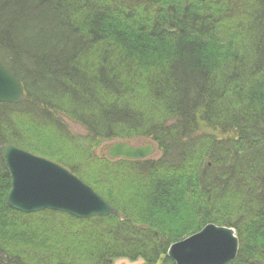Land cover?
<instances>
[{
    "label": "trees",
    "instance_id": "1",
    "mask_svg": "<svg viewBox=\"0 0 264 264\" xmlns=\"http://www.w3.org/2000/svg\"><path fill=\"white\" fill-rule=\"evenodd\" d=\"M0 64L24 90L0 103V145L117 209H13L0 155V264H175L170 244L207 223L236 232L225 264H264V0H0ZM135 138L160 154L92 151Z\"/></svg>",
    "mask_w": 264,
    "mask_h": 264
},
{
    "label": "water",
    "instance_id": "2",
    "mask_svg": "<svg viewBox=\"0 0 264 264\" xmlns=\"http://www.w3.org/2000/svg\"><path fill=\"white\" fill-rule=\"evenodd\" d=\"M23 89L19 78L0 64V103H20ZM152 143L129 145L126 141L108 144L109 160L142 159L155 151ZM11 178L7 204L24 213L42 209L65 212L81 219L115 214L109 202L70 173L61 164L37 156L12 144L0 145ZM238 242L232 228L209 223L169 247L167 256L175 264H225L237 255Z\"/></svg>",
    "mask_w": 264,
    "mask_h": 264
},
{
    "label": "rangeland",
    "instance_id": "3",
    "mask_svg": "<svg viewBox=\"0 0 264 264\" xmlns=\"http://www.w3.org/2000/svg\"><path fill=\"white\" fill-rule=\"evenodd\" d=\"M23 92H24V90H23ZM24 96V95H23ZM63 118H62V120H64L65 122H66V124H67V126H68V128H70V130H72V132H73V134H75L76 136H78V137H84V135H85V130L82 128V126H79V125H77V124H75L74 122H72L70 119H67L65 116H62ZM116 140H113V142H115ZM124 141H132L133 143H135V142H141L142 144H146V142H150V143H152L153 145H154V147L156 148L155 149V151L152 153V154H150V155H148V156H146L145 158H142V159H138V160H143V159H146V158H155V157H157L159 154H160V150H159V148H157L156 147V145L154 144V142L151 140V139H149V138H135V139H127V140H124ZM123 141V142H124ZM113 142H103L102 144H100V145H98V146H95V147H93L92 148V151H93V153L94 154H99L100 156H105L106 157V148H107V146H108V144H110V143H113ZM32 153V152H31ZM33 154H35V155H39V156H42V157H44V158H46L47 160H52L53 162H55L51 157H47V156H44V155H42V154H36V153H33ZM127 160H129V159H127ZM56 163V162H55ZM10 184H11V180H10ZM11 188V187H10ZM10 190V189H9ZM9 192V191H8ZM98 193V192H97ZM8 194V193H7ZM99 194V193H98ZM101 195V194H100ZM102 196V195H101ZM7 198V197H6ZM104 198V197H103ZM104 199H106V198H104ZM110 204V203H109ZM112 205V204H111ZM113 206V205H112ZM114 207V206H113ZM36 212V211H35ZM207 224H209V223H207ZM213 224V223H212ZM206 225V224H205ZM216 225H218V224H216ZM219 226H221V225H219ZM226 226V225H225ZM224 226V227H225ZM226 227H229V226H226ZM203 228V227H202ZM202 228H200L199 230H201ZM229 228H232V227H229ZM233 229V228H232ZM198 230V231H199ZM195 232H197V231H195ZM195 232H193V233H195ZM233 232H234V230H233ZM190 235H193V234H190ZM190 235H187V236H185V237H188V236H190ZM235 236H236V232H235ZM184 238V237H183ZM237 238V237H236ZM180 240H182V239H180ZM179 241V240H178ZM173 243V242H172ZM172 244H170V246H171ZM169 246V247H170ZM169 247H168V249H169ZM168 249H167V251H168ZM167 251H166V255H167ZM169 257V256H168ZM170 258V257H169ZM140 261L141 260H138V261H136V262H138V263H140ZM175 262V261H174ZM130 263H133L131 260H127L126 258H118V259H116V260H114V264H130Z\"/></svg>",
    "mask_w": 264,
    "mask_h": 264
},
{
    "label": "flooded vegetation",
    "instance_id": "4",
    "mask_svg": "<svg viewBox=\"0 0 264 264\" xmlns=\"http://www.w3.org/2000/svg\"><path fill=\"white\" fill-rule=\"evenodd\" d=\"M129 145H132L133 147L135 146H143L145 144H142L141 142H135L133 143L132 141H126Z\"/></svg>",
    "mask_w": 264,
    "mask_h": 264
}]
</instances>
